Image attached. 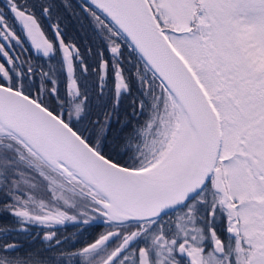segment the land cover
Returning a JSON list of instances; mask_svg holds the SVG:
<instances>
[{
    "label": "snow or ice",
    "instance_id": "obj_1",
    "mask_svg": "<svg viewBox=\"0 0 264 264\" xmlns=\"http://www.w3.org/2000/svg\"><path fill=\"white\" fill-rule=\"evenodd\" d=\"M57 7L0 3V264H264V0H80L91 92Z\"/></svg>",
    "mask_w": 264,
    "mask_h": 264
},
{
    "label": "trees",
    "instance_id": "obj_2",
    "mask_svg": "<svg viewBox=\"0 0 264 264\" xmlns=\"http://www.w3.org/2000/svg\"><path fill=\"white\" fill-rule=\"evenodd\" d=\"M77 0H54V3L58 6L57 11L63 17L62 19V30H63V38L66 43H71L80 49L82 55H84L86 62L89 64V74L87 79V86L89 91L96 87L98 84V80L96 77V73L92 71V68L97 67V59L95 53L100 49V41L98 37L93 33L90 28L88 22L83 19V16H74L72 11L74 10L76 13L80 12L78 7ZM80 1V0H79ZM68 4L71 6V10H66L64 5ZM44 21L45 19L42 18ZM88 49L92 50V54H89ZM129 65H126V68ZM77 74L79 75V69H77ZM61 77L64 78L65 82L67 80L66 77L60 73ZM84 81H81V86L83 87ZM63 92L62 89H60ZM104 228L88 226L84 230H77L74 227L69 226L67 231L64 233L65 236L69 238V247L71 245H75L77 248L85 246L87 243L94 241V239L99 235Z\"/></svg>",
    "mask_w": 264,
    "mask_h": 264
},
{
    "label": "flooded vegetation",
    "instance_id": "obj_3",
    "mask_svg": "<svg viewBox=\"0 0 264 264\" xmlns=\"http://www.w3.org/2000/svg\"><path fill=\"white\" fill-rule=\"evenodd\" d=\"M2 2H3V0H0V3H2ZM76 3H78V5H79L80 1L77 0ZM41 25L44 28L46 37L48 39H50V40H53L55 43H57V47H58L59 46L58 45V41L54 40L52 31H51V29L48 26V22L46 20L43 21L42 18H41ZM17 31L19 32V26L18 25H17ZM24 44H25V48L27 50L23 53V55L24 56L31 55V56L34 57L35 56V50L33 49L31 43L29 42V40L25 39L24 40ZM58 60H59V55L57 56V58L55 60L51 61V63H47V62H44V61H35V60H34V63H37V64L43 63L45 70H48L49 68L54 69L56 71V74H57L58 78H59V88L64 91L67 82H65L64 78L61 77V75H60Z\"/></svg>",
    "mask_w": 264,
    "mask_h": 264
},
{
    "label": "water",
    "instance_id": "obj_4",
    "mask_svg": "<svg viewBox=\"0 0 264 264\" xmlns=\"http://www.w3.org/2000/svg\"><path fill=\"white\" fill-rule=\"evenodd\" d=\"M30 42V41H29ZM31 43V42H30Z\"/></svg>",
    "mask_w": 264,
    "mask_h": 264
}]
</instances>
